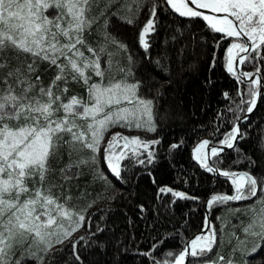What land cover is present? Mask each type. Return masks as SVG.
Listing matches in <instances>:
<instances>
[{"label": "snow or ice", "instance_id": "snow-or-ice-1", "mask_svg": "<svg viewBox=\"0 0 264 264\" xmlns=\"http://www.w3.org/2000/svg\"><path fill=\"white\" fill-rule=\"evenodd\" d=\"M96 2L97 0H0V57L12 52L18 60L23 55L26 62V67H16L7 73L4 79L7 87L0 89V264H26L29 259L34 260L36 264H45L51 249L56 244L63 245L65 241L71 240L73 234L81 228L85 229L86 235L71 241L74 264L81 259L78 248L80 241H86L89 246L95 245V254L99 257L95 264H119L115 256L111 260L107 259L106 248L109 245L99 238L104 229L97 226L93 230L92 216L85 215L95 201L79 212L69 211L65 204L71 197H67L65 203H59V197L53 194L57 185L49 181L52 172L49 159L57 155L61 145L67 146L69 160L73 153H88L87 158L80 157L75 163H68L60 169L65 180L79 179V172L74 169H79L81 165H95L96 154L101 153V142L110 128L119 126L149 133L157 131V124L153 120V100L138 95V91L144 86L143 81L128 82L130 77L135 79L134 61L130 55L128 65L119 68L124 78L120 82H109L107 85L103 82L111 67L112 53H108L109 69L103 67L100 54L107 52L109 45H115L121 51H126L127 45L109 31L111 21L107 18L106 9L101 10L98 16L91 14ZM135 2L139 14V8L146 5L141 4L140 0ZM162 2L179 17L202 18L212 32L236 38L227 49L226 64L229 73L233 72V50L244 53L240 56L241 64L264 59L261 55V49L264 48V0H190L195 9L224 14L219 16L205 15L199 10H194L189 6V0ZM106 3L111 7V0H106ZM147 7V21L138 33V43L146 52L150 48L146 37L156 31L158 15L154 3ZM111 16L116 17L117 13L112 12ZM101 20L103 22L98 32L103 37V43L99 48H93L87 44L85 33ZM119 20L128 25L136 23L135 19L129 16H120ZM244 37L247 40H244ZM82 47H86L90 57L85 55ZM183 54L184 49H181L179 55ZM167 55L165 53V58ZM29 57L30 63L27 62ZM43 62H47L49 67L54 66L57 73L47 88L41 86L38 93L32 95L40 82V76L34 74ZM156 63L160 65L159 60ZM6 66V61L0 60V68ZM211 67H215V59ZM256 72L259 73L260 69L257 68ZM93 75L100 77V82H90ZM245 76L249 78L246 93L248 99H241L240 104L233 109L234 113L238 110L252 113L261 94V80L251 79L253 73H241L237 79L244 83L241 77ZM8 78L15 80L20 88L19 93L12 84H8ZM61 81L65 87L57 94L58 82ZM70 81L83 83L88 94L86 101L74 95L67 103L64 102L63 94L69 91L67 85ZM225 95L227 97L228 94ZM123 101L129 104L135 101L137 111L147 119H131L127 115L129 109L116 107ZM245 104L246 109L242 108ZM157 116L161 120H167L170 113L161 117L157 112ZM244 118L247 119V116ZM236 119L239 120L240 117L237 116ZM5 120L23 123L12 128L4 122ZM79 120L86 121V126L78 123ZM244 139L245 133L241 131L239 124L234 123L230 131L218 142L220 147L210 148L211 157H218L225 148L242 151L239 142ZM121 141L123 149L133 156L138 155L141 149L147 153L146 161L139 160L141 164L153 161L154 153L149 148L160 143L159 138L146 140L139 136L129 137L121 132H114L101 155L107 169L117 180L122 179L120 162L126 159L127 155L124 151L116 153ZM210 143L209 140L200 142L195 149L197 155L194 158L206 171L219 172L229 178L233 193L211 195L206 201V206L211 209L229 201L257 198L260 211L254 212L244 228L247 236L257 242L249 249L247 241H238L233 248V254L239 251L242 257L253 256L264 249V244L260 243L264 241V173L253 174L255 161L251 157H248V166L253 169L251 172L219 171L209 165L205 156L199 154L202 149H207ZM170 147L175 149L178 145L172 144ZM261 151L264 152V149ZM215 163L217 161H213V164ZM94 178L110 183L103 172H94ZM29 180L32 181V187H29ZM59 187L63 188V185ZM159 191L171 192L172 196L183 200L198 199L170 188H160ZM105 196L106 191L97 193V199H103ZM54 213L56 215H53ZM57 217L66 218L68 226L49 231ZM205 228L208 229L206 234L197 235L178 254L173 256L169 251L167 255L173 258L171 261L156 258V251L163 243L162 240L155 242L152 249L138 255L150 257L152 264H185L189 256L196 264H235L231 259L225 261L223 255L219 254L216 259L210 258L214 245L217 244V235L209 226L207 217ZM18 249L21 250L19 256ZM113 250L117 255L120 252L118 247Z\"/></svg>", "mask_w": 264, "mask_h": 264}, {"label": "trees", "instance_id": "trees-1", "mask_svg": "<svg viewBox=\"0 0 264 264\" xmlns=\"http://www.w3.org/2000/svg\"><path fill=\"white\" fill-rule=\"evenodd\" d=\"M140 2L146 6L140 7L138 14L135 0H111V7H108L106 0H97L91 14L98 16L101 10L106 9L107 18L111 21L109 31L127 45L126 51L109 45L107 52L100 54L103 67L109 69L108 53H112L111 67L106 72L104 84L117 83L124 78L119 68L128 65L130 55L134 61L135 79L130 77L128 82L143 81L144 86L140 88L138 95L153 100V120L157 124L155 133L117 126L110 128L105 133V138L114 132L146 140L159 138L160 143L149 148L154 153L153 161L139 163V160L146 161L147 153L144 151L136 156L127 155L120 162L122 179L117 180L103 162L101 148V153L96 154L95 165H81L79 169H74L79 172V179L65 180L60 169L68 163H75L80 157L87 158L88 153H73L69 160L67 146L61 145L57 155L49 159L52 169L49 181L57 185L53 194L59 197V203H65V199L70 196L71 199L67 200L65 206L72 208V212H79L95 201L85 215L92 216L93 230L97 226L104 229L99 238L109 245L106 248L107 259L111 260L115 256L119 264H152L150 257L146 258L138 253L152 249L153 244L161 240L163 243L158 246L156 258L171 261L173 258L167 253L171 251L173 256L178 254L187 240L203 228L205 202L210 194L233 193L232 183L222 177L214 178L210 172L200 167L193 159L191 149L202 138L219 145L218 142L238 122L236 117L241 118L246 113L240 110L234 113L233 109H236L241 99H248V82L241 83L238 76L227 70V49L234 40L232 37L212 32L202 18L179 17L162 0ZM153 3L158 10L156 31L146 37L150 43L146 52L138 43V33L147 21V6ZM112 12L117 13V16H111ZM120 16L132 17L136 23L128 25L119 20ZM102 22L101 20L85 33L87 44L93 48H99L103 43V37L98 32ZM181 49H184L183 56L179 55ZM81 50L86 56H91L86 47ZM165 53L168 54L166 58ZM261 55L264 56V48L261 49ZM213 59L215 67H211ZM0 60L7 64L0 68V89H5L7 85L4 79L7 73L16 67H26V62L23 55L18 60L12 52L0 57ZM157 60L160 65H157ZM27 62H31L30 57ZM257 68L262 77L260 103L252 116L242 123L241 131L245 133V139L239 142L242 151L229 149L212 158V162L217 161L214 166L220 170L251 172L253 169L248 166V157H251L255 161L253 174L264 173V152L261 151L264 149V59L246 61L241 66L242 72L246 73L256 72ZM56 73L54 66L49 67L47 62L41 63L34 74L40 76V82L32 95H36L41 86L47 88ZM90 82H100V77L93 75ZM8 84H12L19 93L20 88L13 78H8ZM58 85L56 91L60 94V89L65 85L62 81ZM67 87L69 91L63 94L65 103L74 95L85 101L88 99L82 82L70 81ZM225 94H228L227 97ZM246 107V104L242 106ZM157 112L161 117L170 113V117L161 120ZM4 122L10 126L23 123L15 120ZM172 144L178 147L172 149ZM94 172L105 173L110 183L94 178ZM28 184L29 187L33 186L31 180ZM61 184L63 188L59 187ZM160 188L181 191L198 199H179L172 196L171 192L161 193ZM102 191H106L105 198L97 199V193ZM259 211L257 198L229 201L208 208L209 226L219 235L210 258L216 259L219 254L223 255L225 261L231 259L236 264H245V261L247 264H264V249L250 257H242L239 251L233 254L238 241H247L249 249L257 242L247 236L244 228L254 212ZM84 235L85 229L81 228L73 234L71 240L52 248L45 264H74L71 241ZM260 243L264 244V241ZM116 247L120 249L118 255L113 250ZM78 248L81 259L75 264H95L99 259L95 254V245L89 246L86 241H80ZM20 254L21 250L18 249L17 256ZM192 260L190 257L188 264ZM26 264L36 262L29 259Z\"/></svg>", "mask_w": 264, "mask_h": 264}, {"label": "water", "instance_id": "water-1", "mask_svg": "<svg viewBox=\"0 0 264 264\" xmlns=\"http://www.w3.org/2000/svg\"><path fill=\"white\" fill-rule=\"evenodd\" d=\"M189 6L192 7V8H194V10H199V11H201V12H202L203 14H205V15H218V16H219V15H224V14H214V13H211L209 10H205V9H195V5H192V4L190 3V0H189ZM243 39H244V40H247L246 37H244ZM242 55H244V53H242L240 56H242ZM240 56L237 57V58L235 59V64H234L235 72H236L237 76H239L241 73H245V72H242V71H241V66H242V64L240 63ZM252 73H253V76L251 77V79H257V78H259V79L261 80V89H260V93H261V94H260V95L258 96V98H257L256 107L254 108L253 112L250 113V114H249V113H245V114H244V115L238 120V122L236 123V124H239L240 127L242 126V123L246 120L244 117L247 116V118H248V117L252 116V114L255 112V110L257 109V107H258V105H259V103H260L261 97H262V77H261V75H260L259 73H257V72H252ZM241 79H242L243 81H246V82H248V80H249V78L246 77V76H245V77H241ZM204 140H208V139H207V138H202V139H200L199 141H197L196 144L192 147V149H191L192 157H193V149L195 148V146H196L197 144H199L200 142L204 141ZM211 147H220V145H214V144H211V143H210V145L208 146V148L205 149V150H206V158H207V160H208L209 165L215 167L214 164H213V162H212V158H213V157H211V155H210V148H211ZM226 150H229V149L225 148L224 151H226ZM193 159H194V158H193ZM194 160H195V159H194ZM196 163L200 166V164H199L197 161H196ZM200 167H201V166H200ZM215 168H216V167H215ZM203 169H204V168H203ZM217 169H218V168H217ZM218 170H219V171H223V170H220V169H218ZM237 172H239V171H237ZM210 173L214 176V178L222 177V178H225V179L231 181L229 178L220 175L219 172H210ZM211 195H214V194H210V196L207 198V200L211 197ZM207 200H206V201H207ZM204 215H205V217H207L208 223H209V225H210V219H209L208 207L206 206V202H205ZM207 231H208V229L205 228V224H204V227H203L200 231H198L197 233L193 234V235L187 240V242L185 243V246L188 245L189 242H190L192 239H194L197 235H204V234L207 233ZM185 246H184V247H185ZM189 260H190V256L186 258L185 264H188V263H189Z\"/></svg>", "mask_w": 264, "mask_h": 264}, {"label": "rangeland", "instance_id": "rangeland-1", "mask_svg": "<svg viewBox=\"0 0 264 264\" xmlns=\"http://www.w3.org/2000/svg\"><path fill=\"white\" fill-rule=\"evenodd\" d=\"M234 40L232 41V42H234V41H236V38H234V37H232ZM234 51V50H233ZM254 54V53H253ZM227 57H228V53H227ZM233 57V56H232ZM236 57H237V54L236 55H234V57H233V72L231 73V74H234V75H236L237 76V74H236V72H235V67H234V64H235V59H236ZM242 71V70H241ZM246 73V72H245ZM250 73H252V72H250ZM116 107H119V108H127V109H129L130 111H129V113L127 114L131 119H133V120H136V119H143V120H146L147 119V117L146 116H141V114H140V112L139 111H137V109H136V104H135V101H133V103L132 104H129L127 101H123L120 105H118V106H116ZM60 114H62V113H60ZM78 123H80V124H82V125H85L86 126V121H83V120H79L78 121ZM10 126V125H9ZM10 127H12V128H16V127H18V126H10ZM128 136V135H127ZM132 136H134V135H129V137H132ZM111 138V136H108V137H106V138H104V140L101 142V148H102V150H103V148L104 147H106L107 146V141L109 140ZM199 144H197L196 146H195V148H197V146H198ZM194 148V149H195ZM193 149V150H194ZM203 151H202V153H200V155L201 156H205L206 157V150L205 149H202ZM121 151H124V152H126V154L127 155H129V154H131L130 152H128L127 150H125V149H123V142L121 141L120 142V144H119V146L116 148V153L118 154V153H120ZM141 152H143V150L141 149L140 150V153ZM192 153V152H191ZM98 154V153H97ZM193 154H194V152H193ZM126 155V156H127ZM195 156L193 155V158H194ZM195 159V158H194ZM195 161H197L196 159H195ZM198 162V161H197ZM199 163V162H198ZM200 164V163H199ZM231 182V181H230ZM232 183V182H231ZM59 202V201H58ZM69 211H72V208H69L68 206H65ZM53 215H56L55 213L53 214ZM205 224V223H204ZM60 226H63V227H67L68 226V220L66 219V218H63V217H57L56 218V220H55V222L53 223V225H51L50 226V228H49V231H56L57 230V228L58 227H60ZM204 227V226H203ZM218 234V233H217ZM216 234V235H217ZM218 240H219V235H217V243H218ZM59 244H56L54 247H57ZM53 247V248H54ZM190 264H196V261L193 259L192 261H191V263ZM236 264V263H235Z\"/></svg>", "mask_w": 264, "mask_h": 264}, {"label": "bare ground", "instance_id": "bare-ground-1", "mask_svg": "<svg viewBox=\"0 0 264 264\" xmlns=\"http://www.w3.org/2000/svg\"><path fill=\"white\" fill-rule=\"evenodd\" d=\"M236 54H237V57H239L242 53H239L238 50H234L233 53H232V56L234 57V55H236ZM237 57H236V58H237ZM195 149H196V148H195ZM195 149L193 150V152H194L193 155H194V156L197 155V154L195 153ZM202 151H203V150H201L200 153H202ZM200 153H199V154H200ZM247 244H248V243H247ZM249 247H250V246H249ZM251 247H252V246H251Z\"/></svg>", "mask_w": 264, "mask_h": 264}]
</instances>
